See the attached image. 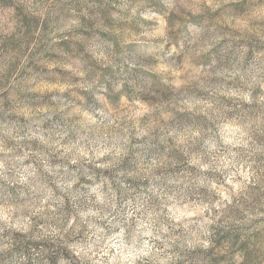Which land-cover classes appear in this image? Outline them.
Here are the masks:
<instances>
[{
  "label": "rangeland",
  "instance_id": "rangeland-1",
  "mask_svg": "<svg viewBox=\"0 0 264 264\" xmlns=\"http://www.w3.org/2000/svg\"><path fill=\"white\" fill-rule=\"evenodd\" d=\"M31 232L53 264L264 248V0H0V264H48Z\"/></svg>",
  "mask_w": 264,
  "mask_h": 264
},
{
  "label": "trees",
  "instance_id": "trees-1",
  "mask_svg": "<svg viewBox=\"0 0 264 264\" xmlns=\"http://www.w3.org/2000/svg\"><path fill=\"white\" fill-rule=\"evenodd\" d=\"M30 237H32V232L27 235L18 234L14 243L16 251L25 258H29L32 255V251H37L41 254L46 263L53 264L54 258L52 257V250L55 245H51L49 242L43 240L34 242ZM223 239L229 242L227 247H224L222 243H218L219 245L204 250L203 259L199 257L197 259V262L199 261L197 264H202V262H204V264L264 263V248L263 245L258 243L257 240H260L259 238L252 236L239 241L237 237L232 239V237L226 233L223 235ZM179 264H184V262H179Z\"/></svg>",
  "mask_w": 264,
  "mask_h": 264
}]
</instances>
